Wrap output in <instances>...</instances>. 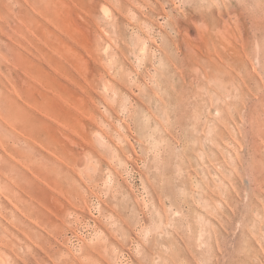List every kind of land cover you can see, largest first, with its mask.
I'll return each instance as SVG.
<instances>
[{
    "label": "rangeland",
    "instance_id": "rangeland-1",
    "mask_svg": "<svg viewBox=\"0 0 264 264\" xmlns=\"http://www.w3.org/2000/svg\"><path fill=\"white\" fill-rule=\"evenodd\" d=\"M0 116V264H264V0H0Z\"/></svg>",
    "mask_w": 264,
    "mask_h": 264
},
{
    "label": "bare ground",
    "instance_id": "bare-ground-1",
    "mask_svg": "<svg viewBox=\"0 0 264 264\" xmlns=\"http://www.w3.org/2000/svg\"><path fill=\"white\" fill-rule=\"evenodd\" d=\"M146 4H148V3H146ZM150 5V4H149ZM40 6V5H39ZM36 7V6H35ZM134 7V6H133ZM151 8V7H150ZM36 9V8H35ZM133 10V9H132ZM147 10V9H146ZM152 11V10H151ZM142 12V11H141ZM145 12V11H144ZM142 16V15H141ZM192 17V16H191ZM190 16H188L185 20H184V18H183V20H182V18L181 19H178V18H176L173 22H170V25H171V27L176 31V33L178 34V36H179V44L181 45V43L184 41V39L185 38H187V37H185L189 32H192L193 31V29H192V27L190 26L191 25V22H192V18H191ZM194 20V19H193ZM10 28V27H9ZM36 30H37V28H36ZM25 32V31H24ZM17 34H18V32H17ZM24 34V33H23ZM33 34V33H32ZM34 35V34H33ZM189 35V34H188ZM29 36V35H28ZM181 36L182 37H184V39H182L181 38ZM15 39V38H14ZM17 39V38H16ZM27 39V38H26ZM13 40V39H12ZM39 40H40V38H39ZM181 40H183L182 42H181ZM190 40H192V38H187L186 39V41H185V43H184V45H186V42L188 41H190ZM13 41H15V40H13ZM19 41V40H18ZM21 41V40H20ZM35 41V40H34ZM200 41H201V43H203L206 47H207V45H208V40L206 41V38L203 36V37H201L200 38ZM199 41V42H200ZM31 42V41H30ZM190 42H193V44H194V42L195 41H190ZM189 42V43H190ZM17 43V42H16ZM37 43H38V41H37ZM189 43H187V44H189ZM212 43H214V41L212 42ZM30 44V43H29ZM177 44V43H176ZM20 45V44H19ZM24 45V44H23ZM195 45V44H194ZM201 45V44H200ZM177 47V46H176ZM186 47H187V45H186ZM38 48V47H37ZM186 50V49H185ZM183 54V53H182ZM184 55V54H183ZM186 55V54H185ZM187 59H189L188 57H186ZM19 67V66H18ZM214 69H216L215 68V66L214 65H210V70L208 71V70H206V71H204L203 73H204V76L205 77H207V78H210V79H214L215 77H216V75L214 74ZM182 72V71H181ZM3 75V74H2ZM25 81V80H24ZM210 82H212V81H210ZM26 83V82H25ZM29 83V82H28ZM31 84V83H30ZM30 84H29V86L27 85V87L29 88L30 87ZM22 86V85H21ZM33 86V85H32ZM17 88V87H16ZM20 88H22V87H20ZM19 88V89H20ZM37 87L35 86V89H36ZM18 89V88H17ZM26 90H27V88H26ZM28 91V90H27ZM38 92V91H37ZM26 97V96H25ZM35 100V99H34ZM28 101H30V100H28ZM32 101V100H31ZM36 102V101H35ZM31 103V102H30ZM32 104V103H31ZM34 104V103H33ZM32 104V105H33ZM34 106V105H33ZM6 110V109H5ZM4 112V111H3ZM7 112V111H6ZM9 115V114H8ZM11 115V114H10ZM1 117V116H0ZM6 118V117H5ZM4 119V118H3ZM7 119H9V118H7ZM7 119L5 120L6 122H7ZM13 119H15V118H13ZM9 121V120H8ZM11 121V120H10ZM13 122V121H12ZM15 122V121H14ZM22 125H24V124H22ZM12 126V125H11ZM13 127V126H12ZM23 128V127H22ZM29 128V127H28ZM27 128V129H28ZM21 129V128H20ZM30 129V128H29ZM28 129V130H29ZM18 130H19V128H18ZM22 133V132H21ZM30 133V132H29ZM33 133V132H32ZM27 134H28V132H27ZM29 135V134H28ZM33 136H35V135H33ZM0 144H2V143H0ZM1 147V146H0ZM18 151V150H17ZM20 153V152H19ZM65 155V154H64ZM63 155V156H64ZM58 156V155H57ZM65 158V157H64ZM61 159V158H60ZM63 160V159H62ZM61 160V161H62ZM76 161V160H75ZM4 162V161H3ZM5 163V162H4ZM65 163V162H64ZM81 166H83V165H81ZM35 168V167H34ZM39 169V168H38ZM35 170V169H34ZM37 170V169H36ZM2 184V183H1Z\"/></svg>",
    "mask_w": 264,
    "mask_h": 264
}]
</instances>
